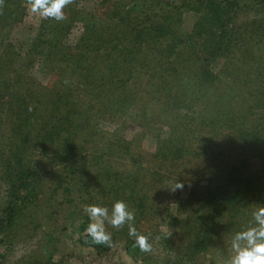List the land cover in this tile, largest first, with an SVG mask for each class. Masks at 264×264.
<instances>
[{
    "label": "trees",
    "instance_id": "obj_1",
    "mask_svg": "<svg viewBox=\"0 0 264 264\" xmlns=\"http://www.w3.org/2000/svg\"><path fill=\"white\" fill-rule=\"evenodd\" d=\"M82 1L64 7L63 21L43 18L24 52L11 32L26 16L27 0H0V136L8 133L5 125L12 133L0 147L7 186L0 212V264L3 249L39 200L37 172L27 164L35 147L47 149L63 140L66 173L60 186L68 202L75 186L99 191L107 184L116 200L135 198L144 213L148 193L137 188L136 174L127 168L116 171L98 155L117 147L133 157L132 141L119 137L117 128L102 151L84 147L101 133L103 122L122 123L132 115L138 125L148 123L146 131L155 139V151L142 169L154 182L158 176L161 181L173 173L179 177V166L191 157L184 170L193 197V184L201 178L188 164L219 157L221 165L206 172L207 193L189 205L194 253L206 247L204 227L217 236L242 219L245 226L238 228L248 227L252 211L264 207V0H101L94 10L80 7ZM189 12L197 18L187 30ZM79 24L82 32L70 41ZM37 63L52 77L71 75L68 93L54 88L57 81L38 89L31 74ZM83 136L87 139L79 140ZM222 156L228 166H222ZM251 157L258 159L256 167ZM83 218L78 242L98 253L107 251L109 246L86 239L90 220L87 214ZM124 233L127 250L137 258L140 249L128 230Z\"/></svg>",
    "mask_w": 264,
    "mask_h": 264
},
{
    "label": "rangeland",
    "instance_id": "obj_2",
    "mask_svg": "<svg viewBox=\"0 0 264 264\" xmlns=\"http://www.w3.org/2000/svg\"><path fill=\"white\" fill-rule=\"evenodd\" d=\"M100 1L83 0L80 7L86 10H94ZM196 18L197 15L195 13H186L184 16V28L190 30ZM42 20L43 18L28 10L23 20L13 27L11 39L19 50L27 51L29 44L38 32ZM81 32L82 28L79 24L71 31L69 40L76 41ZM1 42L0 49L3 46ZM31 74L39 83L38 89L52 86L57 81V87H54L57 91L64 95L69 91L71 75L66 74L62 79L52 77L43 72L38 63ZM36 95H38V90ZM49 98L50 101L54 102L55 98L53 99V96V100H51V97ZM130 117L131 119L126 118L128 120L126 122L123 120L122 123L103 122L101 124V133L91 137L84 147L89 152H92L95 148L102 151L103 147L112 141L110 132L117 128H120L119 137L126 141H132L133 157L123 154V151L121 149L117 150V147H114L112 152L102 153L98 151V155L103 157L106 162L109 160L108 164L112 165L116 171H123L126 168L130 169L131 172L136 174L137 183L140 184L137 188L141 189V194H143V190L148 193V201L144 213L139 206L137 207L138 202L135 201V198H131L132 201H129L128 205L135 211L133 226L138 232L149 237L152 250L150 252L139 251L137 258L133 257L132 252L126 248L127 235L124 231L128 230L127 224L120 229H115L105 223L106 231L111 233V246H109L107 251L98 253L93 248L78 242V238L81 236L79 232L80 224H82L81 222L84 219L83 215H86L83 210L84 206L89 204L107 205L110 210L111 205L116 201V193L108 188L107 184L104 185V189L99 191H96L93 187L92 190L82 187L80 191H77L78 187L75 186L74 192L72 191L73 197H69L74 202H68L65 192L60 186L61 179L66 173V163L60 157L63 140L58 139L47 149H42L38 146L33 148L27 155V164L37 172L35 184L37 185L36 190L39 200L35 204L36 207L27 212L18 232L3 249L6 254L3 264H226L228 257L231 255L232 237L236 232L246 228H238L239 226H245L243 225V219L241 224L235 222L236 224L232 225L230 230L225 228L224 232L219 236L215 235L214 231L210 232L212 229L207 226L209 223H203V226L205 225L209 228L204 227L206 229L204 235L209 239L206 242V247L199 253H194L191 250L190 242L193 240L190 224L194 215H191L192 209L189 205H193V197L195 198L204 192L207 193L206 190L208 188L206 189L205 187L208 186L206 178L209 175L206 172L208 170L213 171L221 165L216 161L219 157L213 155L208 160L205 158L193 159L191 164H188V168L195 171L197 176L201 178V182L193 184L195 188V196L193 197L190 196L191 192L188 185L191 182L186 178L187 169H185L186 171L184 170V167H187V160L191 157L187 159L184 165L178 168L181 172L179 177L186 178L184 181L185 186L183 189L174 191V186L177 182L176 178L179 179L176 173L162 179L163 181L159 180L158 176V181L156 179L154 182L142 170L149 163H146V160H150V155L155 151L156 143L152 134L146 131L149 126L148 123L146 125H138L134 121L133 115ZM5 127L8 133L2 137L0 136V147L5 142L9 143L12 138L11 126L5 125ZM163 127L161 126L160 128L165 132L167 127ZM144 131L145 134L143 136L141 133H144ZM85 137L83 136L79 140H83ZM224 151L227 154L231 153L230 148H224ZM235 152L240 154L238 150ZM247 155L245 154V156ZM221 158L224 159L222 166H228L227 162L229 159L224 156ZM4 160L0 151V212L7 199V186H5V181L2 178L4 167L1 164L4 163ZM250 161L253 167H256L259 163L257 158L251 157ZM174 170L176 169L174 168ZM170 172L171 170L162 171V175L165 176ZM90 175L93 176V172L89 173L87 180L91 178ZM143 178L148 179L145 185L141 183ZM225 220L230 221L229 225H231V219L227 218Z\"/></svg>",
    "mask_w": 264,
    "mask_h": 264
},
{
    "label": "clouds",
    "instance_id": "obj_3",
    "mask_svg": "<svg viewBox=\"0 0 264 264\" xmlns=\"http://www.w3.org/2000/svg\"><path fill=\"white\" fill-rule=\"evenodd\" d=\"M29 11L41 18L57 22L65 19L64 7L71 0H27ZM184 183L177 181L174 191L183 189ZM84 212L90 222L85 228L86 239L90 238L95 245L111 246V233L106 231L105 223L112 228L120 229L128 225V235L134 238V244L141 252H150L152 244L149 237L141 234L133 226L135 211L122 199L113 202L111 209L100 204L84 206ZM249 226L236 232L231 239V255L226 264H264V207L252 211Z\"/></svg>",
    "mask_w": 264,
    "mask_h": 264
}]
</instances>
